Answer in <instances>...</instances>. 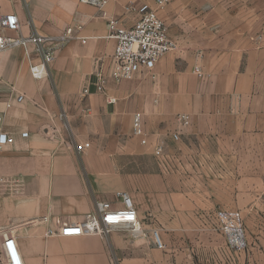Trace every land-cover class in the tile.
Segmentation results:
<instances>
[{
	"label": "crops",
	"instance_id": "0c3cea01",
	"mask_svg": "<svg viewBox=\"0 0 264 264\" xmlns=\"http://www.w3.org/2000/svg\"><path fill=\"white\" fill-rule=\"evenodd\" d=\"M97 1L100 7L79 0H0V14L19 20L14 36L75 31L41 80L30 76L22 47L0 52V134L12 138L0 146V264L8 262L1 240L7 232L22 264H168L177 251L169 252L165 232L177 221L176 211L220 205L199 200L207 192L264 195L260 0H166L158 15L177 48L150 72L119 83L108 79L103 94L83 95L94 72L108 73L115 41L106 38L107 22L130 27L141 11L157 9L155 0ZM137 113L144 144L133 134ZM179 114L189 116L187 127L175 122ZM157 146L163 153L168 148V162L198 164L195 173L121 166L144 156L157 160ZM238 179L259 180L260 186L248 182L242 189ZM120 191L131 197L145 236L125 228L104 236H47L58 230L57 222H83L96 202L119 208ZM222 207L239 209L233 202ZM154 228L163 249L152 242ZM260 242L252 249L244 237L242 248L228 252L230 264H264ZM180 254V264H195L193 252Z\"/></svg>",
	"mask_w": 264,
	"mask_h": 264
},
{
	"label": "built area",
	"instance_id": "2783aa9c",
	"mask_svg": "<svg viewBox=\"0 0 264 264\" xmlns=\"http://www.w3.org/2000/svg\"><path fill=\"white\" fill-rule=\"evenodd\" d=\"M82 4L100 7L97 0H79ZM166 0H155L157 9H147L140 12L138 19L130 26L125 27L116 19L107 22V39L115 41L114 52L109 63L108 73L100 70L94 72L88 85L82 90L83 95L90 93L103 94L107 80L119 83L137 75L140 72H150L156 63L167 53L177 48L176 43L169 37L168 28L159 17L158 11L164 7ZM129 10V8H127ZM81 27L78 26L76 30ZM20 32V23L14 14H0V52L13 47H22L29 63V74L34 80H41L47 76L49 66L55 61L59 51L74 37V28H67L59 36L34 34L14 36ZM198 78L204 75L199 66L193 68ZM20 96L18 100H21ZM109 103L113 102L108 100ZM1 122V117H0ZM175 122L180 128L189 125L188 115L179 114ZM133 134L141 138L144 144L145 133L142 130L141 115L134 114L132 119ZM26 137V134H22ZM176 139V134L172 135ZM12 138L0 134V146L11 143ZM77 151L82 147L77 146ZM162 146L156 147V154L161 155ZM119 208H113L108 202H96L95 212L86 216L81 223H58L57 231H47V236L56 235L63 238L79 237L83 234L104 236L115 229L125 228L132 236H145V230L138 219L131 197L126 192H116ZM221 230L230 246L236 249L243 247L242 217L239 212L218 211L216 214ZM152 242L157 249L165 246L156 231L151 232ZM2 245L7 257V264H22L17 253L14 238L11 233L1 234Z\"/></svg>",
	"mask_w": 264,
	"mask_h": 264
},
{
	"label": "rangeland",
	"instance_id": "374dc122",
	"mask_svg": "<svg viewBox=\"0 0 264 264\" xmlns=\"http://www.w3.org/2000/svg\"><path fill=\"white\" fill-rule=\"evenodd\" d=\"M259 1V0H258ZM256 5L264 7V0H260ZM166 153H161L160 158L154 160L152 157L144 156L138 158L134 163H124L126 171H168L185 170L188 173H195L198 164L195 162L182 165L179 162H168V148ZM219 166V165H218ZM242 184L240 187L248 185L260 186L259 180H237ZM216 191L220 189L216 188ZM210 191V190H209ZM190 200L195 201L197 195H189ZM206 204L220 203L211 209H188L186 211H176L177 221L172 226H168V248L173 253L168 257V264H180L184 261L181 256L182 250L188 249L193 252L192 260L195 264H230L232 256L228 252L235 250L226 240L225 234L221 230V224L216 216L218 211L239 212L242 217L243 237L250 242L252 249L261 248L260 240H264V195H242V194H220L218 192L205 193L199 196ZM230 202L236 203L237 211H231L227 207L218 209V206H225ZM195 205V204H194ZM196 206V205H195ZM208 206V205H206ZM224 209V210H223ZM234 210V209H233ZM162 240V233L159 228H154ZM231 247V248H230ZM229 249V250H228ZM169 255V253H168Z\"/></svg>",
	"mask_w": 264,
	"mask_h": 264
}]
</instances>
